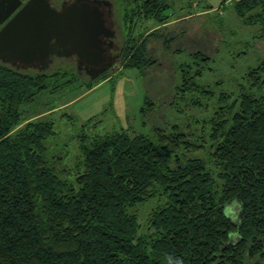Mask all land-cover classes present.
Returning <instances> with one entry per match:
<instances>
[{
	"label": "trees",
	"instance_id": "16d2710c",
	"mask_svg": "<svg viewBox=\"0 0 264 264\" xmlns=\"http://www.w3.org/2000/svg\"><path fill=\"white\" fill-rule=\"evenodd\" d=\"M135 1L123 69L145 73L156 62L147 57L148 40L164 49L173 42L165 31L174 4ZM233 7L264 42V0H235ZM143 20L148 26L134 33ZM193 57L197 65L209 62L201 51ZM204 70L192 77L181 70L180 90L207 92L199 83ZM105 78L82 86L90 90ZM244 79L235 98L220 92L209 145L192 143L194 135L176 124L129 134L101 131L94 117L78 136L73 174L63 175L58 163L67 153L54 140L53 109L30 116L25 108L79 78L0 62V264H166L168 255L183 264H264V59ZM151 199L160 203L142 233L130 211ZM233 199L242 205L235 222L224 215Z\"/></svg>",
	"mask_w": 264,
	"mask_h": 264
},
{
	"label": "rangeland",
	"instance_id": "374dc122",
	"mask_svg": "<svg viewBox=\"0 0 264 264\" xmlns=\"http://www.w3.org/2000/svg\"><path fill=\"white\" fill-rule=\"evenodd\" d=\"M234 1L173 0L174 5L167 12L169 28L165 31L166 37H172L173 42L164 49L153 38L148 40L147 57L156 62L145 73L123 69V62L120 68L106 74L105 79L86 90L82 84L88 83V78L78 76L75 63L65 58L53 59L44 73L72 72L79 82L52 93H41L25 110L32 116L53 109L54 140L57 149L65 148L67 153L58 163L63 175L73 174L80 158L78 136L84 129L83 125L94 117L101 118V131L123 128L129 134L148 135L153 126L176 124V131L194 135L192 143L203 140L207 145L211 118L221 105L220 92L232 93V99L235 98L240 93V85L247 86L244 78L249 68L264 59V42L255 38L258 27L248 26L237 17ZM112 2L120 21L121 45L126 52L132 38L130 17H137L133 14L140 9V4L135 0ZM147 26L143 20L142 26L133 32L138 34L139 29ZM197 51L209 57L207 65L196 64L193 55ZM184 69L190 70V77L197 69L204 70L199 83L207 92L202 93L196 86L186 92L180 90V71ZM24 72L37 73L34 70ZM145 98L153 105L144 104ZM142 107L145 108L143 115L140 112ZM159 203L158 199H151L130 211L137 216L142 233L147 230L149 213Z\"/></svg>",
	"mask_w": 264,
	"mask_h": 264
},
{
	"label": "water",
	"instance_id": "95a60500",
	"mask_svg": "<svg viewBox=\"0 0 264 264\" xmlns=\"http://www.w3.org/2000/svg\"><path fill=\"white\" fill-rule=\"evenodd\" d=\"M106 32L101 13L87 4L73 3L57 11L48 0H0V62L5 64H28L38 53L49 60L57 54L54 46L63 43L88 53Z\"/></svg>",
	"mask_w": 264,
	"mask_h": 264
},
{
	"label": "flooded vegetation",
	"instance_id": "af4514ba",
	"mask_svg": "<svg viewBox=\"0 0 264 264\" xmlns=\"http://www.w3.org/2000/svg\"><path fill=\"white\" fill-rule=\"evenodd\" d=\"M25 3L26 0H21ZM51 7L57 11H60L63 7L76 3L78 6L82 4L89 5L90 8H95L101 13L104 20V26L108 30L106 34L99 36V41L94 48H88V53L82 50H74L68 44H56L53 48V52L57 54L50 55V62L48 59H41V55L38 53L32 62L25 64L18 61H14L11 65L17 70H34L39 73L46 70L53 59L65 58L67 61L76 64V70L78 76H85L88 80H95L101 76H104L114 69L120 68L123 63L125 51H123V42L120 35V24L117 13L114 11V3L112 0H48ZM19 8L11 14L7 19L9 20ZM111 34L112 36H107ZM125 43V42H124ZM123 44V43H122ZM59 53V54H58ZM49 62V63H48Z\"/></svg>",
	"mask_w": 264,
	"mask_h": 264
},
{
	"label": "clouds",
	"instance_id": "9594fccd",
	"mask_svg": "<svg viewBox=\"0 0 264 264\" xmlns=\"http://www.w3.org/2000/svg\"><path fill=\"white\" fill-rule=\"evenodd\" d=\"M242 209V205L240 201L233 199L228 206L224 209V215L234 222L237 221L238 213ZM166 264H183L182 259L175 258L172 255H168L165 257Z\"/></svg>",
	"mask_w": 264,
	"mask_h": 264
}]
</instances>
